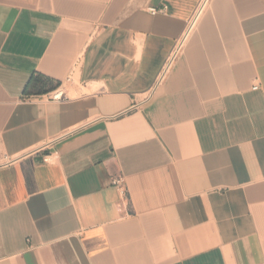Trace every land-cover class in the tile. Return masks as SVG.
<instances>
[{
	"label": "crops",
	"instance_id": "obj_1",
	"mask_svg": "<svg viewBox=\"0 0 264 264\" xmlns=\"http://www.w3.org/2000/svg\"><path fill=\"white\" fill-rule=\"evenodd\" d=\"M202 1L0 0V264H264V0Z\"/></svg>",
	"mask_w": 264,
	"mask_h": 264
},
{
	"label": "built area",
	"instance_id": "obj_2",
	"mask_svg": "<svg viewBox=\"0 0 264 264\" xmlns=\"http://www.w3.org/2000/svg\"><path fill=\"white\" fill-rule=\"evenodd\" d=\"M204 1L205 0H203L202 3ZM200 5H201V3H200ZM148 11L151 15H156L158 13H163L164 9L152 8V9H149ZM180 46H181V40L176 43L168 61L165 63L161 73L159 74L158 78L156 79L154 86H158L160 84V82L162 81L164 75L167 73V71L169 70V68L171 66L172 60L174 59V57L179 52ZM66 82H71V78L68 77L66 79ZM257 88H258V86L254 85L252 87V90H256ZM46 95L52 101H60V100L64 99L65 98V85H64V83H60L59 86H57L55 89H53L52 91H50ZM17 160H18V157H12L10 155H7L5 152H3L0 149V169L13 165ZM43 161L45 163H47V162H49V158L44 157ZM112 185L115 186L123 194V190H124L123 189V180L121 177H115L114 179H112Z\"/></svg>",
	"mask_w": 264,
	"mask_h": 264
},
{
	"label": "trees",
	"instance_id": "obj_3",
	"mask_svg": "<svg viewBox=\"0 0 264 264\" xmlns=\"http://www.w3.org/2000/svg\"><path fill=\"white\" fill-rule=\"evenodd\" d=\"M60 83H54L51 79L41 76V75H32L26 82L23 93L24 94H36L43 95L47 94Z\"/></svg>",
	"mask_w": 264,
	"mask_h": 264
},
{
	"label": "rangeland",
	"instance_id": "obj_4",
	"mask_svg": "<svg viewBox=\"0 0 264 264\" xmlns=\"http://www.w3.org/2000/svg\"><path fill=\"white\" fill-rule=\"evenodd\" d=\"M204 2H205V1H204ZM204 2H203V4H204ZM202 6H203V5H202ZM202 6H201V7H202ZM78 88H79V86H78ZM78 88H77V89H78ZM69 89H70V87H69ZM69 91H72V89H70Z\"/></svg>",
	"mask_w": 264,
	"mask_h": 264
},
{
	"label": "bare ground",
	"instance_id": "obj_5",
	"mask_svg": "<svg viewBox=\"0 0 264 264\" xmlns=\"http://www.w3.org/2000/svg\"><path fill=\"white\" fill-rule=\"evenodd\" d=\"M203 5V4H202Z\"/></svg>",
	"mask_w": 264,
	"mask_h": 264
}]
</instances>
